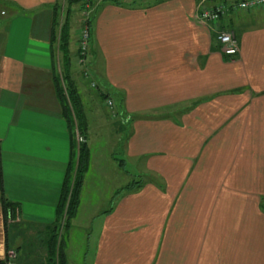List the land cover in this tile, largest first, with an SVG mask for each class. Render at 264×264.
<instances>
[{
    "label": "crops",
    "instance_id": "0c3cea01",
    "mask_svg": "<svg viewBox=\"0 0 264 264\" xmlns=\"http://www.w3.org/2000/svg\"><path fill=\"white\" fill-rule=\"evenodd\" d=\"M229 1L93 0L91 62L77 56L83 18L75 10L73 65H92L90 75L116 103L120 131L128 129L123 163L150 174L132 191L115 189L99 216L93 264H264V7L216 24L199 20L201 8ZM64 5L0 0V260L10 248L17 264H45L70 161L52 54ZM219 31L236 34L234 58ZM84 76L73 80L89 124L92 175L107 162L90 136L111 129L99 110L94 115L97 95ZM2 197L16 207L8 221ZM22 222L39 241L31 250L20 232L10 240Z\"/></svg>",
    "mask_w": 264,
    "mask_h": 264
},
{
    "label": "rangeland",
    "instance_id": "374dc122",
    "mask_svg": "<svg viewBox=\"0 0 264 264\" xmlns=\"http://www.w3.org/2000/svg\"><path fill=\"white\" fill-rule=\"evenodd\" d=\"M228 3L231 2L229 1ZM78 8V5L73 6V11L70 16L71 19L73 18V14H75V10L77 11ZM81 16L83 18L82 13ZM80 29H82L81 26ZM90 42V51L88 50L87 53L89 62L94 59V53L91 52L92 40ZM81 66L83 67L81 68ZM81 66H78L76 64L72 65V68L70 70L72 77H77L82 74L84 76V74H86L84 76V79L85 83L89 85H87L88 90H90L93 95H97V100L95 102L93 101L94 99L92 97L90 98V107L95 106L93 112L97 118V110H99L100 119H98L108 124L111 131H109L107 126L106 129H97L96 131H93L92 135L90 136V142L92 146L94 145L96 148L95 150L93 149V151L95 153L97 152L98 156L101 157L102 162L106 161L107 163L101 166L99 165L101 164L99 162L96 170L94 171V174L88 175L92 172L90 161L89 170L84 178L83 186H85V190L83 192V195L81 192L80 206L76 217L71 220L70 229L67 232L65 231L64 219L61 221L57 220L52 227V230H55L54 233H57L60 237L62 236L66 240V253L69 264H93V258L97 250L96 245L98 230L99 225L101 224L99 216L102 215L104 211L110 208L111 201L116 193L115 189L119 187H123L121 190L127 189L130 186V181H132V179L133 182H137L139 179L146 180L150 178V174H144V176L142 175L141 177V174L137 173L138 169L134 168L131 163L129 164V162L126 166H124V168L129 172L128 175H132V177L128 176L125 173L124 169L120 166L119 161L126 160L125 155L123 154L121 138L126 137L128 129H124L123 132L120 131L122 130L121 126L123 121L120 117V114L117 113L118 107L115 103V107L111 108L110 106H108V98H104V96L101 97V94H104L105 89L101 83V80L99 78L97 79V76L94 75V77H92V75H90L91 71H93V68L91 67L92 65ZM58 67L56 66L57 71L61 72V67ZM94 79L97 80L98 85L96 84ZM116 114H119V117L117 115L116 118L113 119L111 116H114ZM88 130L90 131L89 124ZM98 132H103V135L101 136L100 134L99 137L97 135ZM111 158L112 160H115L113 162L109 161ZM108 161L111 163H109ZM103 170H105L104 174H102ZM27 228V224L24 222L18 224L16 227H13L10 233V240L13 241L17 237V233L15 231L20 232V234H22V237L26 238V244H31V246L29 247V250H31L32 248L36 247V244L39 241L37 240V238H35L36 240H33L31 236L25 234ZM9 251H14L18 255V252L14 249H9L8 252ZM26 253H28V251L24 250L20 254V258L25 256ZM16 261H18V258Z\"/></svg>",
    "mask_w": 264,
    "mask_h": 264
},
{
    "label": "trees",
    "instance_id": "16d2710c",
    "mask_svg": "<svg viewBox=\"0 0 264 264\" xmlns=\"http://www.w3.org/2000/svg\"><path fill=\"white\" fill-rule=\"evenodd\" d=\"M113 1L116 4L122 3L120 0ZM83 2L84 0H65L63 9L58 8L57 10L63 14V20L60 24L59 18L56 16V30L53 32L55 49H53L52 54L55 60V66L59 65V68L61 67V72L55 75L57 95L61 105L63 106V115L71 131L70 161L68 163L56 214V221L64 219V229L66 232L70 229L71 220L77 215L81 202V192L84 184V178L89 170L91 161V150L87 142L88 121L85 116L81 96L70 71L73 65V55L70 48L72 28L70 16L74 5H78L80 9L84 8ZM92 14L93 15L87 21L90 32H92V24L95 13ZM59 26L61 27L60 32L57 31ZM77 56L79 58L81 57L80 49L78 50ZM103 96L104 98H108L107 94L102 93L101 97ZM77 136L82 137L83 142L78 143ZM119 162L124 171L129 173L124 168V166H126L125 163H123L124 161L122 160ZM139 183L140 181L133 182L126 190L132 191L138 188ZM1 200L5 221H8L9 218H13V212L16 207L15 204L8 201L4 197H2ZM54 232L55 230H52L50 233V239L46 242L49 255L46 258L45 264H69L66 253V240ZM9 249L10 248H8V250Z\"/></svg>",
    "mask_w": 264,
    "mask_h": 264
},
{
    "label": "built area",
    "instance_id": "2783aa9c",
    "mask_svg": "<svg viewBox=\"0 0 264 264\" xmlns=\"http://www.w3.org/2000/svg\"><path fill=\"white\" fill-rule=\"evenodd\" d=\"M92 2L93 0H84V8L81 10L83 14V24L81 33L79 35L81 61L85 60L90 48L91 32L87 21L93 13ZM262 7H264V0H233L229 4H221L210 8H201L198 12V18L200 21L216 24L219 22L222 16L229 12L251 11ZM218 41L223 46L224 53L227 56L234 58L239 53L238 40L236 38V34L233 31H219ZM108 106H110L111 108L114 107V104L111 100H108ZM77 140L79 143L83 142L82 137L77 136ZM17 258L18 255L16 254V252L9 251L6 257L3 260H0V264H17Z\"/></svg>",
    "mask_w": 264,
    "mask_h": 264
}]
</instances>
